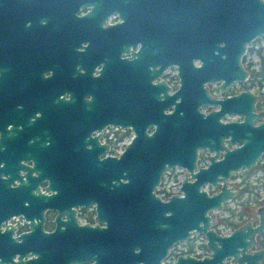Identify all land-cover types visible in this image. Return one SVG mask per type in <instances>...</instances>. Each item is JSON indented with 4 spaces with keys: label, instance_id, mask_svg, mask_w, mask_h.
Listing matches in <instances>:
<instances>
[{
    "label": "flooded vegetation",
    "instance_id": "1",
    "mask_svg": "<svg viewBox=\"0 0 264 264\" xmlns=\"http://www.w3.org/2000/svg\"><path fill=\"white\" fill-rule=\"evenodd\" d=\"M200 1L0 0V264H176L179 255H208L202 233L174 241L157 257L146 223L101 220V158H118L134 142L165 145L172 96H192L206 114L218 109L213 100L249 90L251 112L264 111L262 86L251 82L248 64L242 63L247 76L225 89L202 74L217 50L202 44ZM241 118L225 111L218 119ZM159 128L161 143L153 139ZM227 137L222 143L232 147ZM213 152L197 148L194 169ZM245 170L246 199L227 209L228 217L213 223L214 216L218 234L258 222L264 152ZM231 174L225 181L237 192ZM184 177L188 171L173 165L153 191L162 200L180 194ZM171 178L178 186L166 192ZM252 239L242 264H264V227ZM255 251L261 256L252 260ZM239 255L221 261L238 264Z\"/></svg>",
    "mask_w": 264,
    "mask_h": 264
},
{
    "label": "water",
    "instance_id": "2",
    "mask_svg": "<svg viewBox=\"0 0 264 264\" xmlns=\"http://www.w3.org/2000/svg\"><path fill=\"white\" fill-rule=\"evenodd\" d=\"M200 4L196 26L202 44L206 49L211 46L217 50L216 59L211 63L207 58L201 72L218 80L221 89H225L229 82L244 79L248 74L241 57L247 44L264 34V0H201ZM254 97L251 91L243 90L213 100L218 109L203 114L192 96L178 101L172 96L174 106L169 114L165 145L142 146L134 142L118 158H101V220L146 223L157 257L174 241L202 233L208 255L198 259L179 255L176 264H223L221 259L225 255L237 252L238 264H242L244 249L264 227V207L258 208L255 225L245 221L227 234L216 233L211 222L213 210H220L223 202L236 193L225 181L231 172L252 167L264 152V119L252 123V117L263 115L264 111L251 112ZM225 111L241 113L242 118L221 122L218 118ZM160 131L159 128V135L153 138L155 142H162ZM226 136L225 140L234 144L232 147L223 145L222 138ZM203 146L214 152L208 155L205 166L194 169L197 148ZM219 149L223 150L221 155ZM173 165L184 167L189 177L181 180L180 194L173 193L162 200L153 189L163 170ZM205 183L215 185L217 190L208 193L201 187ZM259 256L261 253L255 251L249 258L255 260Z\"/></svg>",
    "mask_w": 264,
    "mask_h": 264
},
{
    "label": "rangeland",
    "instance_id": "3",
    "mask_svg": "<svg viewBox=\"0 0 264 264\" xmlns=\"http://www.w3.org/2000/svg\"><path fill=\"white\" fill-rule=\"evenodd\" d=\"M249 48H251L249 50ZM247 51L245 52L242 63L248 64L249 68H257L259 66V54L257 53V50H260L261 53L264 55V34L257 37L253 41L247 44ZM251 177L257 176L256 169L253 170L251 173ZM246 175V170L243 168H240L234 172H232L231 177L229 179V182L233 184V186L237 189L236 194L234 197L227 199L223 202V207L221 210H213V213L216 215L215 219L213 220V223L215 221H218V219L226 218L228 217L229 210L227 209H238L240 204L244 203L246 199V189L240 190L243 187V179ZM253 179V178H251ZM251 183H253V180H251ZM176 189V186L174 187ZM247 202V201H246ZM225 224V223H224ZM227 224L224 225L223 228L226 227Z\"/></svg>",
    "mask_w": 264,
    "mask_h": 264
},
{
    "label": "trees",
    "instance_id": "4",
    "mask_svg": "<svg viewBox=\"0 0 264 264\" xmlns=\"http://www.w3.org/2000/svg\"><path fill=\"white\" fill-rule=\"evenodd\" d=\"M251 48H249L250 50ZM257 53L259 54L260 60H259V66L255 69V68H249V75L251 78V82H255L258 87L262 86V91H261V95H262V101H263V105H264V55L261 53L260 50H257ZM244 189L241 188L240 190L242 191Z\"/></svg>",
    "mask_w": 264,
    "mask_h": 264
},
{
    "label": "built area",
    "instance_id": "5",
    "mask_svg": "<svg viewBox=\"0 0 264 264\" xmlns=\"http://www.w3.org/2000/svg\"><path fill=\"white\" fill-rule=\"evenodd\" d=\"M178 178L180 179V177H178ZM175 186L177 188V186H178V180L176 181V180H174V179L171 178V179H169L166 182V189H165V191L168 192V191L174 189ZM161 194H164V192H162Z\"/></svg>",
    "mask_w": 264,
    "mask_h": 264
}]
</instances>
